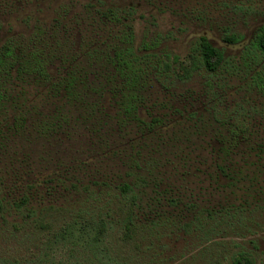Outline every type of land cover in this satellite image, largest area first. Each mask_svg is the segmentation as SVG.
Here are the masks:
<instances>
[{
    "label": "rangeland",
    "instance_id": "rangeland-1",
    "mask_svg": "<svg viewBox=\"0 0 264 264\" xmlns=\"http://www.w3.org/2000/svg\"><path fill=\"white\" fill-rule=\"evenodd\" d=\"M108 7L118 20L96 16ZM263 25L264 0H0V54L15 49L0 65V258L31 264L89 208L131 264H264ZM203 36L223 53L216 70ZM32 50L54 81L100 66L112 82L98 127L79 103L62 111ZM121 151L139 167H114ZM124 176L142 178L134 203L116 196Z\"/></svg>",
    "mask_w": 264,
    "mask_h": 264
},
{
    "label": "trees",
    "instance_id": "trees-1",
    "mask_svg": "<svg viewBox=\"0 0 264 264\" xmlns=\"http://www.w3.org/2000/svg\"><path fill=\"white\" fill-rule=\"evenodd\" d=\"M101 15L103 18L102 21H110L112 19L118 20L120 17H117V12L114 9H96V16ZM114 19V20H115ZM113 21V20H112ZM231 41L230 39H228ZM131 43V42H130ZM256 47L264 53V25L261 26L255 36ZM93 46H88L89 49ZM13 47H8L3 53L0 54V65H9V62H6L2 58L3 55H10L14 52ZM121 50L126 57L130 56L131 58L135 54L133 51V46L128 45L126 47H120L118 51ZM15 53L12 54V56ZM41 55V54H40ZM40 55L37 54L36 50L25 52L24 56L26 57V65L29 66V69L33 72L39 71L41 76L48 80L45 83H50L54 90L57 93L63 92L64 99L66 103L62 106V111L65 109V105L79 103L77 106L83 108V113H80V116H83L88 122H91L94 126L98 127L101 121L103 120L102 112H104L103 105L105 97L107 96L108 84L112 81L102 80L99 76L98 64H94L92 67H89V64L86 66H81L78 63H75L70 71H68L60 80L54 81L51 74L49 75V69L52 70L55 62L51 63L47 59H41ZM119 59L120 55L116 56ZM29 58V59H28ZM223 58L222 51L214 46L207 37H202L200 41V59L207 69L216 70L221 64ZM48 71V72H47ZM127 98L131 101L135 100L136 93L128 89ZM3 97V94L0 91V99ZM135 104V103H134ZM131 105L130 107L134 106ZM86 105V106H83ZM105 106V105H104ZM86 109V110H85ZM68 110V109H67ZM61 110L58 109L56 113L52 115H59L61 117ZM105 113V112H104ZM51 117V118H52ZM89 124V123H88ZM85 126V125H84ZM97 134L99 132H96ZM118 151H116L117 154ZM113 155V154H112ZM127 154L124 151H121L118 157H114L112 160L114 162V167L116 166L119 170L123 166H136L139 167L138 159L132 155L127 158ZM127 161L130 163H127ZM130 175V174H129ZM125 179L119 180L117 185L118 194L116 196L119 200L136 202L137 193L136 185L138 180H141V177H137L129 181V179L124 176ZM123 177H120V179ZM100 182V181H98ZM106 185V182H103ZM87 184V183H86ZM109 188V187H108ZM111 188L107 189L106 194H111ZM29 197L24 198V201H28ZM0 201V207H1ZM87 212L90 214L89 218H86L84 221L75 219L72 222L67 224V227L63 229L62 233L59 232L57 237L54 240L47 242L46 250L42 255L39 256V259L33 261L31 264H131L121 255H117L112 252L110 248H107L105 245V237L110 233V224L107 223V220L102 216L97 214L93 209L90 210L87 208ZM84 214V213H83ZM82 214V217L84 216ZM129 220L133 223V217L129 216ZM149 226L146 224L142 225L143 227H153L155 223H149ZM59 249L64 255L57 259V255L54 250ZM0 264H29L19 261H8L7 259L0 258ZM233 264H253L252 260L247 256H242L236 258Z\"/></svg>",
    "mask_w": 264,
    "mask_h": 264
}]
</instances>
